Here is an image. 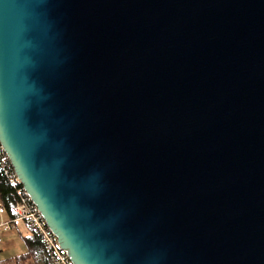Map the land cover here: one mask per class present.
Wrapping results in <instances>:
<instances>
[{
  "label": "water",
  "instance_id": "1",
  "mask_svg": "<svg viewBox=\"0 0 264 264\" xmlns=\"http://www.w3.org/2000/svg\"><path fill=\"white\" fill-rule=\"evenodd\" d=\"M0 143L74 264H264V0H0Z\"/></svg>",
  "mask_w": 264,
  "mask_h": 264
},
{
  "label": "built area",
  "instance_id": "2",
  "mask_svg": "<svg viewBox=\"0 0 264 264\" xmlns=\"http://www.w3.org/2000/svg\"><path fill=\"white\" fill-rule=\"evenodd\" d=\"M0 169L15 189V204L11 210L10 222L0 224L4 229L12 227V222L25 221L30 229L40 238L47 256L53 264H74L67 250L63 248L53 230L48 226L44 216L32 201L21 180L17 176L10 158L0 143ZM0 211L4 207L0 206ZM1 242V237H0ZM2 264H14L4 262Z\"/></svg>",
  "mask_w": 264,
  "mask_h": 264
},
{
  "label": "trees",
  "instance_id": "3",
  "mask_svg": "<svg viewBox=\"0 0 264 264\" xmlns=\"http://www.w3.org/2000/svg\"><path fill=\"white\" fill-rule=\"evenodd\" d=\"M15 200V189L9 184L7 177L0 169V205L4 206L8 213H11ZM25 240L27 251L14 258L15 264H53L47 256L40 238L32 230Z\"/></svg>",
  "mask_w": 264,
  "mask_h": 264
},
{
  "label": "crops",
  "instance_id": "4",
  "mask_svg": "<svg viewBox=\"0 0 264 264\" xmlns=\"http://www.w3.org/2000/svg\"><path fill=\"white\" fill-rule=\"evenodd\" d=\"M10 220L11 213H8L4 207V211H0V224L10 222ZM11 225L12 227L8 229H4L0 225V264L4 262L14 263V258L17 255L27 251L25 238L31 234L29 225L25 221H15Z\"/></svg>",
  "mask_w": 264,
  "mask_h": 264
}]
</instances>
